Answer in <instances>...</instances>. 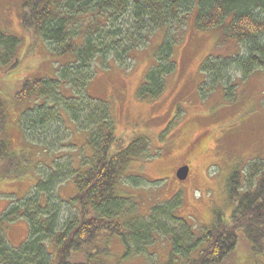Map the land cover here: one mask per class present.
Wrapping results in <instances>:
<instances>
[{
  "label": "trees",
  "instance_id": "16d2710c",
  "mask_svg": "<svg viewBox=\"0 0 264 264\" xmlns=\"http://www.w3.org/2000/svg\"><path fill=\"white\" fill-rule=\"evenodd\" d=\"M21 7L25 32L39 37L51 56L71 54L73 60L61 67L59 78L24 79L15 96L17 103H34L22 110L19 125L23 135L32 136L40 150L53 157V168L43 178L38 176L41 179L22 202L3 210L0 264H104L101 256L108 254L105 244L112 236L122 238L127 254L145 252L155 235L167 237L172 249L165 264H222L236 248L240 231L253 250L264 253L263 161L248 164L243 177L238 171L231 174V217H216L199 234L172 214L177 202L152 208L147 219L130 218V201L121 195L128 182L124 172L139 154L147 157L146 140L138 137L123 149L122 140L113 135L111 110L85 94L94 61L113 57L119 66H127L130 54L160 31L164 39L156 52L158 66L146 75V83L138 91L140 100L157 99L165 89L164 78L175 70L176 33L183 30L186 16L194 10L196 30H222L243 51L241 57L203 62L201 72L212 84L228 85L223 82L231 69L243 78L264 71V0H24ZM20 43L16 35L0 30V69L5 68L4 72L19 63ZM62 83L74 91L70 99L58 91ZM3 108L0 101V175L17 179L34 168L26 166L28 154L24 151L9 152L3 136ZM61 110L78 129L90 134L88 143L94 154L86 159L84 172L60 163L57 153H51L62 137L55 123L66 130ZM116 143L119 151L110 155V147ZM21 163L25 170L18 172ZM64 179H71L77 188L75 198L66 202L54 193ZM64 205L74 212L61 219ZM17 219L27 221L28 236L23 245L12 247L1 230L3 221Z\"/></svg>",
  "mask_w": 264,
  "mask_h": 264
},
{
  "label": "rangeland",
  "instance_id": "374dc122",
  "mask_svg": "<svg viewBox=\"0 0 264 264\" xmlns=\"http://www.w3.org/2000/svg\"><path fill=\"white\" fill-rule=\"evenodd\" d=\"M23 2L0 0V30L21 39L17 66L10 72L0 69V101L4 104L3 136L9 152L27 153L26 166L29 164L34 169L26 171L21 163L18 172L25 171L17 179L0 175V217L3 210L22 202L33 191L39 177L43 178L50 172L48 168H53L49 152L40 150L32 136L21 131L22 110L33 102L17 103L18 89L24 79L59 78L61 67L73 60L71 54L51 56L39 37L25 32L20 23ZM195 16L196 11H191L183 30L176 33L175 70L164 78L165 89L157 99L140 100L138 91L146 83V75L158 66L156 52L164 39V32L160 31L130 54L127 66H119L113 57L94 61L92 80L85 94L111 110L113 135L122 140L123 149L138 137L146 140L147 157L139 154L124 172L128 182L121 195L130 201L128 216L147 219L152 208L177 202L172 214L185 220L199 234L214 224L216 217L222 220L231 217L233 205L228 190L231 174L238 171L243 177L248 164L264 162V71L243 78L231 69L223 82L227 87L212 84L201 72L203 62L209 58L241 57L243 51L222 30H196ZM58 91L66 99L74 93L63 83L58 85ZM61 118L66 130L55 123L62 137L51 153H57L55 158L60 163L84 172L86 159L94 154L88 143L90 134L78 129L64 110ZM119 148V143L112 144L110 155L117 154ZM182 166H188L189 174L180 182L176 173ZM54 193L66 202L75 198L77 188L71 179H64ZM73 212L64 205L61 219ZM3 224L1 231L12 247L25 243L27 221L17 219ZM238 233L236 248L222 264H264V253L253 250L245 234ZM155 236L153 243L139 254H127L122 238L112 236L105 244L108 254H102L101 260L104 264H165L172 249L170 240Z\"/></svg>",
  "mask_w": 264,
  "mask_h": 264
},
{
  "label": "water",
  "instance_id": "95a60500",
  "mask_svg": "<svg viewBox=\"0 0 264 264\" xmlns=\"http://www.w3.org/2000/svg\"><path fill=\"white\" fill-rule=\"evenodd\" d=\"M188 174H189L188 166H182V168L177 169L176 176H177V179L180 182H182L183 180L187 178Z\"/></svg>",
  "mask_w": 264,
  "mask_h": 264
}]
</instances>
